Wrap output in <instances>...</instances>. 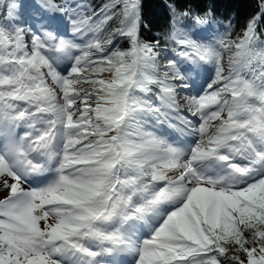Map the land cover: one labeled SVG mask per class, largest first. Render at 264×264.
I'll list each match as a JSON object with an SVG mask.
<instances>
[{
    "label": "snow or ice",
    "instance_id": "1",
    "mask_svg": "<svg viewBox=\"0 0 264 264\" xmlns=\"http://www.w3.org/2000/svg\"><path fill=\"white\" fill-rule=\"evenodd\" d=\"M250 3L0 0V264H264Z\"/></svg>",
    "mask_w": 264,
    "mask_h": 264
},
{
    "label": "trees",
    "instance_id": "2",
    "mask_svg": "<svg viewBox=\"0 0 264 264\" xmlns=\"http://www.w3.org/2000/svg\"><path fill=\"white\" fill-rule=\"evenodd\" d=\"M96 2H99V0H96ZM199 2L202 6H206L212 0H199ZM214 2L218 5L217 12L221 17L238 13L241 25L254 8L250 0H214ZM164 3L165 0H145V14L152 20L154 28H159L167 22Z\"/></svg>",
    "mask_w": 264,
    "mask_h": 264
}]
</instances>
